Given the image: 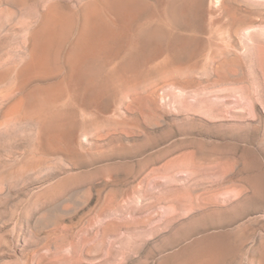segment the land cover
<instances>
[{
    "label": "rangeland",
    "instance_id": "374dc122",
    "mask_svg": "<svg viewBox=\"0 0 264 264\" xmlns=\"http://www.w3.org/2000/svg\"><path fill=\"white\" fill-rule=\"evenodd\" d=\"M114 1L0 0V264H264V0Z\"/></svg>",
    "mask_w": 264,
    "mask_h": 264
},
{
    "label": "bare ground",
    "instance_id": "6f19581e",
    "mask_svg": "<svg viewBox=\"0 0 264 264\" xmlns=\"http://www.w3.org/2000/svg\"><path fill=\"white\" fill-rule=\"evenodd\" d=\"M106 3H107V0H106ZM121 5H122V3H121ZM128 5V4H127ZM121 7V6H120ZM119 7V8H120ZM119 8H118V5H117V3L113 0V1H111L110 0V2L107 4V13L108 14H113L114 16H117L118 15V11H116L117 9L119 10ZM124 9V8H123ZM107 15V14H106ZM47 17V16H46ZM118 17V16H117ZM87 18V17H86ZM85 25H86V27H88V28H91L92 30H97V31H99L100 29H103L102 28V24H103V22H102V20H100V19H97V20H91V18H87V19H85ZM66 27V28H65ZM69 28H70V24L69 23H66V26H64V28H62L63 30L65 29V31H63V30H61V32L63 31V32H65L64 33V36H66V33L69 31ZM71 29V28H70ZM62 32V33H63ZM85 32V31H84ZM86 34V33H85ZM84 34V35H85ZM81 35H83V34H81ZM110 35H111V33L110 32H107L106 31V33H104V36H103V39H105V38H109L110 37ZM63 37V36H62ZM64 38V37H63ZM82 38V39H81ZM80 39L81 40H83V36L81 37ZM86 38V37H85ZM65 40V39H64ZM80 40V41H81ZM87 40V39H86ZM140 40V39H139ZM42 41V40H41ZM104 41V40H103ZM103 41H101V42H103ZM89 42V41H88ZM46 44V43H45ZM55 44V43H54ZM59 44V43H58ZM90 44V43H89ZM80 45H82V44H80ZM52 46H53V44H52ZM101 45H99V42L98 41H96L95 40V42L92 44V45H87V49H85V48H83V49H85L84 51H83V53H80L79 55H80V57L82 58V57H89V56H92L93 55V53L94 52H96V50L98 49V47H100ZM41 48V47H40ZM80 48V47H79ZM45 49V48H44ZM123 50V49H122ZM97 53V52H96ZM118 53V52H117ZM78 55V56H79ZM95 55V54H94ZM72 58V57H71ZM70 58V59H71ZM86 59V58H85ZM41 67H43V66H41Z\"/></svg>",
    "mask_w": 264,
    "mask_h": 264
}]
</instances>
